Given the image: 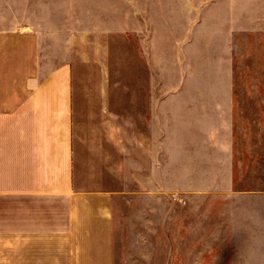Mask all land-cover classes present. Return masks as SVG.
<instances>
[{
    "label": "crops",
    "instance_id": "1",
    "mask_svg": "<svg viewBox=\"0 0 264 264\" xmlns=\"http://www.w3.org/2000/svg\"><path fill=\"white\" fill-rule=\"evenodd\" d=\"M51 13L0 0V264H119L126 219L144 233L186 232L201 211L264 222V191L235 187L243 130L219 127L224 102L155 95L147 65L122 78L104 49L75 55Z\"/></svg>",
    "mask_w": 264,
    "mask_h": 264
},
{
    "label": "rangeland",
    "instance_id": "2",
    "mask_svg": "<svg viewBox=\"0 0 264 264\" xmlns=\"http://www.w3.org/2000/svg\"><path fill=\"white\" fill-rule=\"evenodd\" d=\"M43 1L59 29L72 27L75 55L93 59L104 49L122 78L147 65L155 95L224 102L219 127L233 120L243 130L235 171L246 182L235 187L264 191V0ZM226 212L201 211L186 232L172 222L167 232H135L126 219L119 264H264V222L214 224Z\"/></svg>",
    "mask_w": 264,
    "mask_h": 264
}]
</instances>
